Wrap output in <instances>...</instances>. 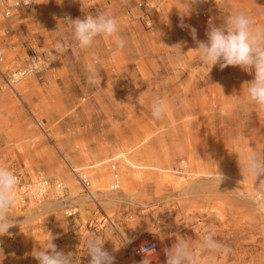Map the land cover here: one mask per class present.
Returning a JSON list of instances; mask_svg holds the SVG:
<instances>
[{
    "label": "rangeland",
    "instance_id": "1",
    "mask_svg": "<svg viewBox=\"0 0 264 264\" xmlns=\"http://www.w3.org/2000/svg\"><path fill=\"white\" fill-rule=\"evenodd\" d=\"M154 4L160 12L147 28L137 17ZM234 11L264 27V0H37L0 16V71L8 76L32 57L44 63L13 88L0 75V165L20 184L47 182L36 199L16 189L9 215L17 224L0 236V264H39L32 253L51 236L89 264L90 235L115 264H140L136 247L156 241L159 254L148 259L165 264L177 235L195 245L209 229L232 249L217 264H264V214L234 144L243 136L264 154V111L239 107L254 73L203 64L188 27L206 42L210 26ZM102 12L121 24L124 49L106 36L78 47L68 20ZM89 64L97 85L87 82ZM155 96L169 99L164 118L151 114ZM217 170L226 177L219 186Z\"/></svg>",
    "mask_w": 264,
    "mask_h": 264
},
{
    "label": "clouds",
    "instance_id": "2",
    "mask_svg": "<svg viewBox=\"0 0 264 264\" xmlns=\"http://www.w3.org/2000/svg\"><path fill=\"white\" fill-rule=\"evenodd\" d=\"M189 2V0H188ZM196 2V0H191ZM264 15V12L258 13ZM78 47L90 49L98 36L114 38L117 49L125 48V40L120 35L121 24L116 17L107 12L97 15H87L84 18L68 20ZM181 27H185L183 23ZM192 39L197 42V51L200 61L205 65L219 64L221 69L228 66H239L243 70L254 73V79L247 82V99L240 102L239 107L250 111L258 107L264 111V27H257L253 16L244 11H234L225 22L217 27L211 25L207 32V41L197 40V31L188 26ZM179 47V45H178ZM96 65L100 63L99 57H94ZM87 82L97 85L98 71L93 64L88 65ZM27 74H31L30 72ZM239 100V96L237 97ZM144 103L143 100L140 101ZM151 114L156 119L164 118L170 110V102L166 96H155L150 101ZM234 144L242 158L241 172L249 174L253 179L254 197H250L256 210L264 214V154H257L250 145L244 143L243 136L234 137ZM226 177L217 170L212 180L220 183ZM19 179L16 173L0 165V236L10 235L9 229L17 224L14 217L9 215L14 206V195ZM24 222V221H23ZM54 237L45 242L43 248L32 253L39 264H77L72 253H65L57 249L53 243ZM125 243H131L125 239ZM103 243L95 235L88 236L86 240L89 264H115V257L103 248ZM155 246H141L139 251L144 255L140 264H151L148 256L154 253ZM232 249L219 241L214 230L205 231L198 243L193 245L189 237L177 235L175 243L165 248V264H217L219 255L229 254Z\"/></svg>",
    "mask_w": 264,
    "mask_h": 264
},
{
    "label": "built area",
    "instance_id": "3",
    "mask_svg": "<svg viewBox=\"0 0 264 264\" xmlns=\"http://www.w3.org/2000/svg\"><path fill=\"white\" fill-rule=\"evenodd\" d=\"M36 1L37 0H0V16L3 19H8L11 17V13L14 10H17L19 8H29L31 6H34L36 5ZM142 5L143 4H139V7H141ZM148 7L149 10H147L146 12H144L143 14L137 17V19L140 22H142L147 28L151 27L152 24L150 13L152 12L158 14L160 12V7L158 6V4L148 5ZM1 61H2V52L0 51V62ZM43 64L44 63L41 62L37 57H32L27 61V64L24 68H20L19 70H16L15 72L9 74L8 76H5L4 73L0 71V75L2 76V79L5 82L6 86L8 88H13L14 84L19 80H21L22 78L35 76L41 73ZM29 72L31 74H27ZM114 178H116V175H114ZM80 180L85 187H88L89 182L85 176H82ZM46 186H47V182L43 179L36 180L34 183H32V185H25L18 183L17 193L19 194V196H29L32 199H36L44 195ZM115 188H117L116 185H114L113 189ZM55 189L57 192H60L63 190V187L61 184H57ZM153 245L155 246L154 253L149 256L158 255L160 251L158 243L153 240H147L136 247L135 250L136 256L144 257V255L139 251L141 246L151 247Z\"/></svg>",
    "mask_w": 264,
    "mask_h": 264
},
{
    "label": "bare ground",
    "instance_id": "4",
    "mask_svg": "<svg viewBox=\"0 0 264 264\" xmlns=\"http://www.w3.org/2000/svg\"><path fill=\"white\" fill-rule=\"evenodd\" d=\"M131 165V164H130ZM83 175V174H82Z\"/></svg>",
    "mask_w": 264,
    "mask_h": 264
}]
</instances>
